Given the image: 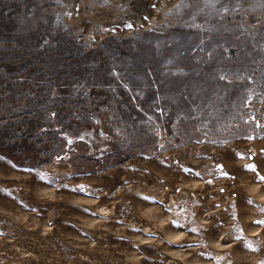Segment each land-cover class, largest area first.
<instances>
[{"label": "rangeland", "instance_id": "rangeland-1", "mask_svg": "<svg viewBox=\"0 0 264 264\" xmlns=\"http://www.w3.org/2000/svg\"><path fill=\"white\" fill-rule=\"evenodd\" d=\"M134 19L140 26L114 31ZM261 155L264 0H0V158L33 172L1 173L0 194L33 210L41 227L64 223L77 250L93 241L83 228L95 213L82 202H48L42 195L74 190L117 197L140 179L139 165L150 162L164 170L171 165L206 187L197 214H215L210 239L243 237L256 250L247 264L264 263V243L246 240L255 227L264 229V174L262 193L257 188L247 203L252 225L232 228L226 211L231 181H240L234 175ZM123 214L118 221L130 224ZM0 219L9 226L0 230L6 264H117L95 253L66 254L41 233L18 232L1 211ZM132 229L131 236L116 237L124 255L163 264L157 250L164 245L140 240L138 226ZM150 233L147 239L160 236ZM108 236L94 243L104 253L113 245ZM29 241L39 243V252L10 262Z\"/></svg>", "mask_w": 264, "mask_h": 264}, {"label": "bare ground", "instance_id": "bare-ground-1", "mask_svg": "<svg viewBox=\"0 0 264 264\" xmlns=\"http://www.w3.org/2000/svg\"><path fill=\"white\" fill-rule=\"evenodd\" d=\"M130 8L128 6L124 9L130 10ZM117 14L123 13L118 10ZM121 18H124V14ZM138 24L137 20L134 19L132 24L129 26L126 25L122 30L118 29L121 28V26H119L121 23L118 25L115 24L116 30H113L124 32L132 27L140 26ZM250 159L252 162L248 165V169L246 168L243 174L241 171L239 174L234 175L237 180L240 181H231L232 186L229 190L234 195L229 197L231 200H228L229 205L228 208H226V211L232 228H244L252 225L249 223V218L246 216L245 212H247L246 210H248V213L251 212L254 214V212L252 205H249L248 207L247 203L250 202L249 200L252 199L254 195L259 192L262 193L260 177H263L264 174V158H262L261 155L258 158L254 156ZM139 167V173L141 175L140 179H137L135 185L131 184V187L123 188L124 193L122 192L123 194H119L120 196L117 197H115V194V196H111L106 193L96 196H86L74 190H65L63 193L55 190H47L45 195H42L43 197L46 196L48 202H55L56 200L82 202L84 205L89 206L92 212L95 213L93 215L95 217H90L91 222L87 225L85 223V226L83 225V230L93 241H90L91 244H87L88 246L86 248H80L81 250L76 249V244L79 243L76 242L77 238H75V240H69L65 237V234L62 232V228L65 224L61 221L47 225L46 227L45 225L41 227L33 210L22 209L20 207L21 205L23 206L22 203H19V206L10 205L1 194L0 211L5 214L6 218L12 221L13 228L18 232L25 235L41 233L43 236L42 239H51L53 242L58 243L63 247V251L66 252V254L78 252L82 254L83 257H90L95 253L99 259L104 257L103 259L110 260L111 262L114 260L117 264H148L147 259L142 255H139V253L131 256L124 255L126 254L125 248L120 244L122 243L119 241L120 238H116L129 236L131 232H133L132 226L136 225L139 230L135 233V236H139L140 240L142 238L145 241L148 240L150 243L153 242L155 244L159 243L160 245H164L157 250L160 253L159 256L162 259L163 264H247L248 257H250L252 253H255L256 250L254 251V248L249 249L250 246L249 248L245 246L243 243H246V241L244 242L242 239L243 237H236L229 242H225L221 239H210V232L216 225L214 222L215 214H210L205 219L199 218V215L197 214L199 203L207 201L206 195L208 189L206 187L198 185L199 183L196 184V181L194 182L190 176L183 171L175 170L171 165L165 170L164 168L161 169L150 162L140 164ZM117 171L118 169H115L111 173L113 174ZM3 172L8 175L12 174L14 177L33 175L32 171L14 168L10 163L0 158V175ZM254 182L255 184H253ZM160 184L166 186L169 184L171 186L174 185L177 187V190L173 189L171 192L159 190L157 185ZM17 186H21V188L28 190V192L29 190H33L32 186L27 182H19ZM257 188L259 192H257ZM259 206L260 205H258V207ZM253 207L255 209V206ZM117 213L129 214L131 223L126 225V223L123 224L119 222L120 219H117ZM156 213H160V218H156ZM8 227V224L0 219V230L5 232L6 229H9ZM184 227L190 229H185ZM259 228L255 227L252 230L253 232L246 236V238H248L246 240L252 244L264 243V229ZM152 230H157L159 232L160 236L158 239H147L149 238L147 236H152L150 233ZM221 232L222 234H225V232ZM108 235L113 236L114 239L110 242L113 245L111 246V244L108 243L111 248H109V250L107 249V252L104 253L99 247V249L95 247L94 243L98 242L99 239L101 240L102 238L105 239L109 237ZM164 237L167 238L166 241H164ZM39 239L41 240V238ZM84 240L85 239H83V241ZM176 242L182 244L180 248L179 246H175L174 243ZM28 245H31L32 247L25 249L24 246ZM28 245H23L19 253L20 255L18 254L17 257L12 258L10 262L17 261L20 257H24L25 254L31 253L34 255L39 252L36 251L38 246H40L39 243H36L35 245V243L31 244L30 242ZM212 252L216 253V257L211 256ZM8 258V255H1L0 264H6L7 262L4 259ZM74 264H80V260L77 259Z\"/></svg>", "mask_w": 264, "mask_h": 264}]
</instances>
